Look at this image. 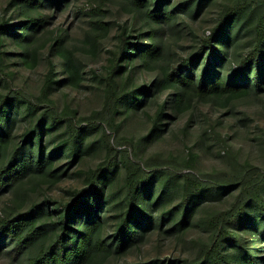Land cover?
<instances>
[{
    "label": "trees",
    "instance_id": "obj_1",
    "mask_svg": "<svg viewBox=\"0 0 264 264\" xmlns=\"http://www.w3.org/2000/svg\"><path fill=\"white\" fill-rule=\"evenodd\" d=\"M72 1L0 0V196L27 193L33 184H55L92 147L86 134L98 132L103 150L102 159L88 168L69 200L59 194L56 200L46 197L26 208L0 212V252L12 261L23 257L21 264H105L110 254L117 256L137 244L149 228L160 227L170 216L158 174H174L178 163L176 156L141 155L145 140L159 139L167 132L166 125L183 114L187 118L182 128L187 132L196 118L194 110L205 107L198 109L203 131L209 129L215 142L229 149L232 137L227 132L236 135L238 127L247 125L236 118L229 103L264 90V0L225 4L208 33L200 35L187 54L167 47L168 31L180 27L177 12L163 0H86L87 6H79L74 17H87L79 40L91 51L111 27L105 19L108 5L118 2L130 15L117 23V42L107 63L87 84L78 56L82 44L71 41L74 21L64 23L66 18L61 17ZM204 1L197 0L195 9ZM244 15L252 18L250 46L234 65L230 62L222 69L219 59L227 57L232 26ZM41 58L46 67L40 82H22L21 72ZM152 71L147 80L144 73ZM88 85L98 86L101 99L98 106L81 113V101L75 95L67 97L64 90L79 93ZM149 109L145 136L118 134L131 113ZM203 143L199 139L184 151L183 167L196 165ZM60 158H66V166L58 172L55 162ZM251 166L248 161L234 164L240 175ZM222 174L216 172L219 177L207 191L235 182L240 186L238 200L230 209L202 218L207 236L195 242L196 254L180 258V264H264V172L252 181L241 180L240 175L224 179ZM118 177L121 183L116 185ZM205 185L183 177L180 216L174 223L179 230ZM158 204L153 221L152 208ZM125 264L170 263L154 259Z\"/></svg>",
    "mask_w": 264,
    "mask_h": 264
},
{
    "label": "rangeland",
    "instance_id": "obj_2",
    "mask_svg": "<svg viewBox=\"0 0 264 264\" xmlns=\"http://www.w3.org/2000/svg\"><path fill=\"white\" fill-rule=\"evenodd\" d=\"M232 1L206 0L203 4L201 3L198 9H195L197 0H163L169 8H174L177 12L178 25L180 27L178 31H168L166 38L167 47L171 49L173 46L174 50L180 54H187L195 49L199 36L208 33L209 28L213 25L223 6ZM79 6H87L86 0H73L61 13V17L62 19L66 18L64 23L74 21L72 23L74 28L71 41H76L74 42L75 45L82 44V47L78 49V56L87 72L86 79L83 81L84 84H87L90 83V76L96 72H101L104 64L107 63V57L110 54L109 50L114 48L117 42V23H122L126 18H130V15L118 6V2L108 5L105 19L110 22L111 27L109 32L100 39L97 49L91 51L88 49L86 42L81 43L79 40L87 18L85 15L78 18L74 17V13ZM263 7L264 4H262L261 8ZM252 35V18L249 15L247 17L244 15L232 26V38L226 44L227 57L219 59V66L222 69L227 68L228 63L231 62L234 65L239 60L242 52L250 46ZM45 67L44 58L39 59L32 69H25L21 72V81L28 85L38 84ZM144 75L149 80L153 77V71L145 72ZM247 82L251 84V81L247 80ZM64 92L67 97L70 98L75 95L81 101V113L98 106L101 99V91L97 85H88L86 89L81 88L79 93H75L70 89H65ZM260 94L258 96L235 99L229 103V106L237 112L236 118H241L247 124L245 127H238L236 135L233 134L232 130L224 129L232 137L229 139V144H231L229 149L216 143L209 129L203 131L205 124L198 109L204 111L206 110L205 107L194 110L196 118L191 122L187 132H184L182 128L187 118V114H183L173 120L170 125H166L167 132L159 139L145 140L140 150L141 155L149 156L156 153L164 158H169L170 156L178 158V163L174 167L177 170L173 169L174 174H169L165 171L158 174V180L160 179L161 181L159 188L162 191L163 205L171 214L169 217H165L160 227L155 225L152 229L149 228L150 230L148 229L137 244L130 245L117 256L110 254L105 264H125L130 261L154 259H158L162 263L180 264V258L186 256L192 258L196 254L197 246L195 242L204 240L207 236V231L201 223L202 218L217 209L224 208L228 210L238 200L236 196L240 186L235 182H229L226 188L218 186L212 188L210 192L207 191L206 188H209L219 177L216 172L222 171L221 178L224 179L235 175L239 176L240 174L234 168L236 160L240 163L245 161L252 163L249 171L240 175L241 180L247 181L250 179L252 181L259 177L261 171L264 172V90ZM146 113H151V110L141 111L136 115H131V113L121 125L118 134L136 138L145 136L150 127V120ZM20 129H16L17 132ZM84 137L85 140L86 138L87 140H92L90 143L93 144L92 147L68 167L61 179L51 186L48 185L49 187L46 184L42 186L33 184L34 187L27 189V193L21 190L18 194H13L10 197L6 195L0 196V212L3 209H12L14 207L26 208L32 201L38 202L46 197L56 200L59 198V194H63V198L69 200L72 197V190L82 184L84 174L88 168L94 167L103 157V150L100 142L97 141L98 132L94 131L84 135ZM199 139L204 141L203 145L205 147H203V151L200 150L198 152L196 165L192 168L183 167L181 158L184 155V151L190 146L194 148L195 142ZM173 158L164 160L165 162L171 161ZM65 161L66 158H60V160L55 162L58 172H61L66 166ZM184 176L198 179L202 184H206L205 186L207 187H204L205 190L201 196H195L193 199L190 217L179 230V227L174 226V223L180 216L179 200ZM115 182L116 185H119L121 183L120 177L115 179ZM159 205L152 208L153 221L158 218ZM23 260L24 258L21 257L12 261L9 256L0 252V264H21Z\"/></svg>",
    "mask_w": 264,
    "mask_h": 264
},
{
    "label": "built area",
    "instance_id": "obj_3",
    "mask_svg": "<svg viewBox=\"0 0 264 264\" xmlns=\"http://www.w3.org/2000/svg\"><path fill=\"white\" fill-rule=\"evenodd\" d=\"M259 178H260V175H259V177L257 179H259Z\"/></svg>",
    "mask_w": 264,
    "mask_h": 264
}]
</instances>
